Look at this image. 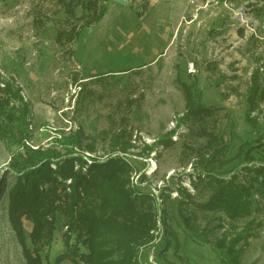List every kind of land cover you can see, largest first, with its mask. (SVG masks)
<instances>
[{
  "label": "rangeland",
  "instance_id": "374dc122",
  "mask_svg": "<svg viewBox=\"0 0 264 264\" xmlns=\"http://www.w3.org/2000/svg\"><path fill=\"white\" fill-rule=\"evenodd\" d=\"M55 1L0 0V77L20 89L29 109L25 128L15 121L0 137V264H26L8 214L16 180L11 162L24 144L128 161L129 186L146 192L133 195L149 194L155 216L152 240L140 247L137 264H224L214 243L238 234L249 237L238 245L241 264H264V200L252 194L251 214L237 219L200 208L214 191L207 174L213 166L201 171L197 149L214 122L182 120V83L195 81L202 102L216 108L217 136L230 143L232 127L239 136L214 172L239 173L238 180L247 181L248 170L233 157L245 140L264 143V101L251 112L253 123L246 119L253 72L264 90V0H111L106 15L69 43L56 41L58 31L81 23L85 12L77 8L69 20ZM168 134V142H158ZM253 154L260 160L251 169L264 164V146ZM32 227L24 219L29 248ZM65 230L57 213L43 264L66 251ZM71 245L88 252L76 233Z\"/></svg>",
  "mask_w": 264,
  "mask_h": 264
},
{
  "label": "trees",
  "instance_id": "16d2710c",
  "mask_svg": "<svg viewBox=\"0 0 264 264\" xmlns=\"http://www.w3.org/2000/svg\"><path fill=\"white\" fill-rule=\"evenodd\" d=\"M110 1L56 0L57 6L69 20L77 18V8L85 12L81 23L59 30L56 41L69 43L85 35L109 11ZM36 22L41 24L42 19L37 18ZM259 77L257 71L251 77L253 83L248 93L249 107L246 112L250 124L253 123L251 112L260 101H264ZM182 87L186 97V111L182 120L214 122L212 129L204 132L208 137L206 143L197 149L198 161L203 162L201 171H205L209 165L213 166L207 174L211 175L210 184L214 186L209 199L199 204V207L207 211H221L230 219L251 214L252 194L257 193L258 200H264V164L254 169L249 167L251 162L260 160L253 153L262 148L264 143L245 140L233 157L248 170L245 175L247 181H239V173L227 178L214 172L217 160L236 146L239 136L232 127L230 143L222 142L215 131L218 125L216 108L202 102L201 91L195 81L191 84L182 83ZM0 93V137L3 138L9 134V124L20 121L21 126H27L29 109L20 89L1 77ZM169 139L168 134L159 138L158 142L166 143ZM60 142L62 146L65 145L64 139ZM129 146L128 142L121 148L125 150ZM11 163L16 167L13 169L16 180L8 191V214L22 246L26 264H43L41 251L53 241L57 213L65 217L66 251L55 259L54 264H62L65 260L76 264H137L140 247L152 240L155 216L149 194L133 195L146 192L129 186L132 166L125 158L116 156L100 161L76 151L62 153L56 147L32 149L24 144V152L18 154ZM2 184L0 179V188ZM145 195V199L142 198ZM142 202L146 204L145 207H142ZM24 219L33 224L30 235L33 248L26 244ZM183 220L187 222L189 219L183 216ZM73 233L77 234L78 241L88 250L87 253L79 254L78 247H72ZM248 238L238 234L229 241L224 237L215 241L214 245L224 264H241L242 247L238 245ZM165 242V249L168 250L170 240Z\"/></svg>",
  "mask_w": 264,
  "mask_h": 264
},
{
  "label": "water",
  "instance_id": "95a60500",
  "mask_svg": "<svg viewBox=\"0 0 264 264\" xmlns=\"http://www.w3.org/2000/svg\"><path fill=\"white\" fill-rule=\"evenodd\" d=\"M114 1H117V2H120V3H127V0H114Z\"/></svg>",
  "mask_w": 264,
  "mask_h": 264
},
{
  "label": "built area",
  "instance_id": "2783aa9c",
  "mask_svg": "<svg viewBox=\"0 0 264 264\" xmlns=\"http://www.w3.org/2000/svg\"><path fill=\"white\" fill-rule=\"evenodd\" d=\"M196 1H198V0H196ZM216 2H218L219 0H215ZM153 264H159V263H157V262H155L154 260H153Z\"/></svg>",
  "mask_w": 264,
  "mask_h": 264
}]
</instances>
